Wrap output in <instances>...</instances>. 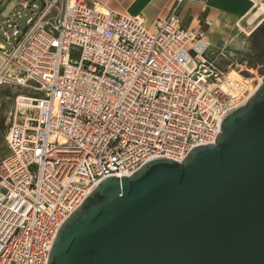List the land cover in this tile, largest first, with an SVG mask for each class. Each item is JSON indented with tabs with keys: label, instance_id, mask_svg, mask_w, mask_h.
Masks as SVG:
<instances>
[{
	"label": "built area",
	"instance_id": "2783aa9c",
	"mask_svg": "<svg viewBox=\"0 0 264 264\" xmlns=\"http://www.w3.org/2000/svg\"><path fill=\"white\" fill-rule=\"evenodd\" d=\"M39 2L21 34L13 13L0 16L1 33L15 39L0 86L32 92L33 114L15 123L14 109L5 138L0 264H47L58 230L101 181L213 144L249 97L204 58V33L174 14L148 30L142 16L90 0Z\"/></svg>",
	"mask_w": 264,
	"mask_h": 264
},
{
	"label": "water",
	"instance_id": "95a60500",
	"mask_svg": "<svg viewBox=\"0 0 264 264\" xmlns=\"http://www.w3.org/2000/svg\"><path fill=\"white\" fill-rule=\"evenodd\" d=\"M47 264H264V78L213 144L101 181Z\"/></svg>",
	"mask_w": 264,
	"mask_h": 264
},
{
	"label": "rangeland",
	"instance_id": "374dc122",
	"mask_svg": "<svg viewBox=\"0 0 264 264\" xmlns=\"http://www.w3.org/2000/svg\"><path fill=\"white\" fill-rule=\"evenodd\" d=\"M24 1V0H21ZM31 6L30 10H24L22 7H15L16 0H0V15L6 18L10 13H13L11 21H15L18 27L19 34H21L26 28V21L33 16L30 12L33 11V6L39 9L41 4L39 0H26ZM260 2L264 3V0H259V3L253 8V11L259 7ZM264 13L259 16V20L251 27L252 31L257 28L264 20ZM260 19H263L261 22ZM10 33V30H8ZM204 31V30H203ZM227 38L224 41L208 43L209 48L205 53V59L212 62L216 69L223 73H227L229 80H234V83L238 86V90L243 91L244 97L252 91L253 84L257 83L261 78H264V58L261 62L256 64L255 68L248 67V56L251 54L253 48V42L249 35L252 31L246 30V34L238 32L236 26H229L227 29ZM250 31V32H249ZM215 39L217 36H213ZM0 43L4 45L7 53L15 46V39L11 38L6 40V37L0 31ZM261 45V44H260ZM264 45V44H262ZM3 87V88H1ZM28 93V94H27ZM32 92H28L15 85H3L0 86V99H3L0 104V155L6 156L8 149L6 146V136L9 130L10 123L12 121V115L14 109H17L18 100L20 96H31ZM17 100V101H16ZM16 111V110H15ZM33 114H31L32 116Z\"/></svg>",
	"mask_w": 264,
	"mask_h": 264
},
{
	"label": "crops",
	"instance_id": "0c3cea01",
	"mask_svg": "<svg viewBox=\"0 0 264 264\" xmlns=\"http://www.w3.org/2000/svg\"><path fill=\"white\" fill-rule=\"evenodd\" d=\"M90 1L118 14L133 17L142 16L148 30H151L155 21L166 19L170 14H174L182 28L188 31L201 30L209 43L214 40L216 42L224 41L228 36L227 29L233 25L236 26L239 33L246 34V30L252 31L251 27L259 20L248 24L253 8L259 3V0H204L203 4L193 1L177 2L176 0ZM15 7H19V1L16 2ZM215 35L216 39L213 37ZM7 56L8 53L4 45L0 43V67ZM2 101L3 99H0V104ZM6 156L1 157L0 155V161Z\"/></svg>",
	"mask_w": 264,
	"mask_h": 264
},
{
	"label": "bare ground",
	"instance_id": "6f19581e",
	"mask_svg": "<svg viewBox=\"0 0 264 264\" xmlns=\"http://www.w3.org/2000/svg\"><path fill=\"white\" fill-rule=\"evenodd\" d=\"M264 13V3L260 2V5L259 7L256 9V11H254L250 17H249V23H252L254 22L255 20H257L259 18V16L261 14ZM212 69L216 70L215 67L211 66ZM225 77L226 79L227 78V73L225 74ZM231 86L232 88H235V89H238V86L234 83V80H229L227 81ZM256 91V89H254L253 91L249 92V96L251 94H253L254 92ZM17 102H18V105H17V109H15V122H19L21 123L22 120H23V117L24 116H28V117H32L30 113V110H31V104H30V98L29 97H23V96H20L17 98Z\"/></svg>",
	"mask_w": 264,
	"mask_h": 264
},
{
	"label": "trees",
	"instance_id": "16d2710c",
	"mask_svg": "<svg viewBox=\"0 0 264 264\" xmlns=\"http://www.w3.org/2000/svg\"><path fill=\"white\" fill-rule=\"evenodd\" d=\"M249 37L253 42V48L248 56L249 62L247 65L249 68H255L256 64L264 58V45H262L264 44V20L250 33Z\"/></svg>",
	"mask_w": 264,
	"mask_h": 264
}]
</instances>
